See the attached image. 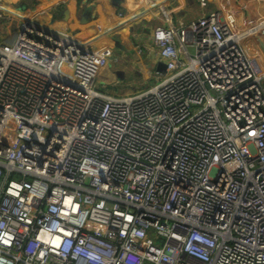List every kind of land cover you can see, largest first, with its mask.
Masks as SVG:
<instances>
[{"label":"built area","instance_id":"obj_1","mask_svg":"<svg viewBox=\"0 0 264 264\" xmlns=\"http://www.w3.org/2000/svg\"><path fill=\"white\" fill-rule=\"evenodd\" d=\"M22 23L0 20V264H264V18L158 24L137 50L166 72L130 97L95 88L111 53Z\"/></svg>","mask_w":264,"mask_h":264},{"label":"crops","instance_id":"obj_2","mask_svg":"<svg viewBox=\"0 0 264 264\" xmlns=\"http://www.w3.org/2000/svg\"><path fill=\"white\" fill-rule=\"evenodd\" d=\"M39 1L40 11L30 13L32 10L29 9L23 12L25 17L49 18L47 21L53 28L64 33L69 30L78 32L81 40L90 48H101V51L116 56L113 59L108 58V63L100 69L95 82L97 90L115 97L133 96L150 89L161 80L158 70L165 61L159 56L138 54L137 46H153V32L158 24L171 21L175 26H179L189 23L195 15L193 10L199 8L200 3V0L193 1L194 3L186 0H60V3L66 6V12L60 13L57 0ZM224 2L219 0L220 4ZM159 3L162 4L158 5ZM23 4V7L27 6L26 3ZM155 5L157 6L154 7ZM120 11L123 15L119 14ZM260 12L264 14V10ZM52 18L57 24L53 25ZM241 19L240 17L238 21ZM248 20L243 19L242 23L255 21L253 17ZM96 35L101 43L100 47L95 45ZM247 40L254 45L253 37L246 39V43ZM123 42L131 45L123 48Z\"/></svg>","mask_w":264,"mask_h":264},{"label":"rangeland","instance_id":"obj_3","mask_svg":"<svg viewBox=\"0 0 264 264\" xmlns=\"http://www.w3.org/2000/svg\"><path fill=\"white\" fill-rule=\"evenodd\" d=\"M26 1H28V0H14L11 3L10 2L9 3L12 6H14V5H17V4L19 5L21 2H24L25 3ZM57 1L60 2V0H57ZM186 1L189 2V3H191L193 1L195 2L196 0H186ZM1 2H4V0H0V3ZM263 2H264V0H243V1L242 0H225V2L223 4H220L219 3V0H200V3L198 5L199 8L194 9L193 10V13L195 14L194 15V18H195V17L201 15L202 13H204V12H206L208 10H212V9L219 8V9H221L227 15V12H230L229 8H234L236 10V12L239 14V17H241L242 19L239 20V21L238 20H231L229 18V16H228V19L231 22L237 21L239 25H242L243 26V23H242L243 22V19H246V21H249L248 18H252L253 17V19L258 23V22H260L264 18L263 13L260 12V11L264 10ZM29 12L32 13L33 11H29ZM9 14H10V12H8V11L4 12L0 8V20H2L3 18L5 19L6 17L9 18ZM41 18L45 19V17H41ZM47 20H49V18H46V21ZM17 21H18L17 19H13L9 23V26L12 28V32L13 33L16 32ZM8 22H9V20L6 21L7 24H8ZM51 22H53V25L54 24H57L56 21L53 18L51 19ZM246 24L249 25V24H252V22L250 21V22H247ZM247 25H245L243 28H245ZM62 27H63V31H64L65 28H64V26H62ZM5 28H7V27H5ZM243 28H241V29H243ZM60 30H62V29H60ZM60 32H62V31H60ZM4 34H8V28L6 29V32H4ZM253 38L255 40L254 45L251 42H249V41L247 43L245 41L244 42V46L246 47V45H248V47H250L252 49V51H249L247 49L249 52L258 55V57H260V56L262 57L263 56L262 49H261V47L258 44V38L259 37L258 38L253 37ZM115 41H117V40H115ZM93 43L94 42H92V44ZM121 44H122L123 48H126V47H128V46L131 45L128 42H123ZM95 45H98L100 47L101 46V43L98 42ZM89 49H91V48H89ZM91 50L92 51L97 50V51L102 52L99 48H94V47ZM190 50L193 53L195 49H194L193 46H190ZM115 57L116 56H112L111 58L113 59ZM63 71H65V74L66 75L77 73L76 68L75 67H72L69 64H66V66H64V70ZM76 86H79V85L76 84Z\"/></svg>","mask_w":264,"mask_h":264},{"label":"bare ground","instance_id":"obj_4","mask_svg":"<svg viewBox=\"0 0 264 264\" xmlns=\"http://www.w3.org/2000/svg\"><path fill=\"white\" fill-rule=\"evenodd\" d=\"M14 1V0H4V2L0 3V8L3 10H6L10 13H14V14H18L24 17L25 13L20 12L19 10H17L14 6H12L10 3ZM10 2V3H9ZM159 2H162V0H159ZM221 2H224V0H221ZM162 3H159L158 5H161ZM157 5H155L154 7H156ZM153 7V8H154ZM152 8H149V10H151ZM230 12H227V15L231 18L234 19H240L239 14L236 12V10L234 8H229ZM30 19V18H29ZM32 20V19H30ZM105 31V30H103ZM242 31V30H240ZM105 33V32H104ZM96 42L98 43L100 42L98 40V36L96 35L95 37ZM98 40V41H97ZM247 49L249 51H252V49L250 47H248L246 45ZM68 55L72 58V63L76 68H82V66L84 65H91L93 67H98L99 65L97 64V62H101V59L104 58L103 56H101L99 53L93 52L92 54H88V56L86 55H81L80 57H78L77 55H75L73 53L72 50H70V52H68ZM108 63V62H107ZM106 63V64H107ZM106 65L102 66L100 69L104 68ZM99 68V67H98ZM87 73L84 74L83 77V82L84 85L87 87V90H89L93 96H97V94L92 90V88L89 86L90 81L92 80L91 78L95 76V73L92 71H86ZM95 83V82H94ZM93 83V84H94Z\"/></svg>","mask_w":264,"mask_h":264},{"label":"water","instance_id":"obj_5","mask_svg":"<svg viewBox=\"0 0 264 264\" xmlns=\"http://www.w3.org/2000/svg\"><path fill=\"white\" fill-rule=\"evenodd\" d=\"M23 18H24L25 24H23V23L20 24V26H19V29L20 30H25V26L27 27V25L28 26H35V28H37V29L44 28L47 33H50L53 36H57L56 29L55 28H52L46 21H41V20H38V19L33 18L32 19V22H30V19L29 18H27L25 16ZM161 67L165 69L166 66H165L164 63H162L161 64ZM61 80L64 83H66V84H72V82L68 78H66V77L65 78H61ZM40 160H42V159H40Z\"/></svg>","mask_w":264,"mask_h":264},{"label":"clouds","instance_id":"obj_6","mask_svg":"<svg viewBox=\"0 0 264 264\" xmlns=\"http://www.w3.org/2000/svg\"><path fill=\"white\" fill-rule=\"evenodd\" d=\"M263 15H264V14H263ZM251 22H252V24L256 23V21H253V20H252ZM247 41H248V40H247ZM244 42H245V41H244ZM258 44H259V41H258ZM121 46H122V45H121ZM259 46L261 47L260 44H259ZM122 47H123V46H122ZM261 48H262V47H261ZM91 49H92V48H91ZM99 49H101V48H99ZM250 53H251V52H250ZM251 54H252V55H255V56H258V55L254 54V53H251ZM111 57H112V56H111ZM111 57H109V58H111ZM260 58L263 59L264 57H263V56H262V57L260 56ZM164 64H165V66H166V62H165ZM159 68H161L160 70H158L159 72H160V71H162V72H166V71H165V70H166V67H165V69H164V68H162L161 65H160Z\"/></svg>","mask_w":264,"mask_h":264}]
</instances>
